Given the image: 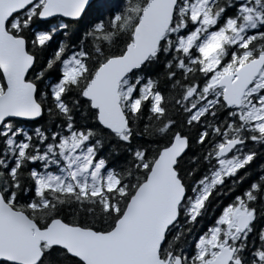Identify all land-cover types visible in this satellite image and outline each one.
Here are the masks:
<instances>
[{
  "label": "snow or ice",
  "instance_id": "obj_1",
  "mask_svg": "<svg viewBox=\"0 0 264 264\" xmlns=\"http://www.w3.org/2000/svg\"><path fill=\"white\" fill-rule=\"evenodd\" d=\"M0 264H264V0H0Z\"/></svg>",
  "mask_w": 264,
  "mask_h": 264
}]
</instances>
